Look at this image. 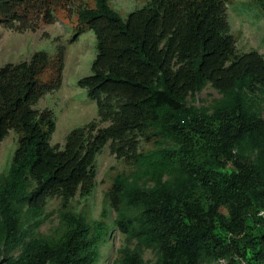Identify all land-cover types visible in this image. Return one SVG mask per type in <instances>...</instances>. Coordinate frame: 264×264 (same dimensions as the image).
Segmentation results:
<instances>
[{"label": "trees", "instance_id": "obj_1", "mask_svg": "<svg viewBox=\"0 0 264 264\" xmlns=\"http://www.w3.org/2000/svg\"><path fill=\"white\" fill-rule=\"evenodd\" d=\"M37 1L0 0V21L23 23ZM93 1L78 22L94 31L98 54L79 84L107 127L77 128L56 148L52 112L34 108L60 85V74L54 84L40 81L48 54L0 67V143L10 131L20 135L0 183V264H97L109 234L105 211L93 225L65 212L60 237L26 242L21 205L38 219L51 197L89 195L109 142L134 165L115 177L110 204L139 209L118 208L116 227L137 244L121 247L115 264H146L144 248L157 250L155 264L264 263V56L235 55L226 0H149L126 19L113 0ZM258 4L264 11V0ZM42 13L52 15L48 7ZM208 84L222 98L212 108L189 105ZM143 134L154 149L140 151Z\"/></svg>", "mask_w": 264, "mask_h": 264}, {"label": "rangeland", "instance_id": "obj_2", "mask_svg": "<svg viewBox=\"0 0 264 264\" xmlns=\"http://www.w3.org/2000/svg\"><path fill=\"white\" fill-rule=\"evenodd\" d=\"M148 2L149 0H113L111 5L126 19L129 13L142 8ZM45 7L50 8V17L43 15L42 10ZM92 7L93 0H38L36 7L30 10L23 23L0 21V67L31 61L36 53L45 52L49 56V62L40 76L41 83L46 86L54 84L58 75H61L60 85L55 89H46L34 106L40 111L52 112L56 128L50 136V144L60 149L64 147L73 130L90 124H94L96 128H105L110 124L102 120L97 102L79 84L80 80L91 74L92 64L98 54L94 31L80 27L78 22L79 10ZM226 17L235 39V55L256 50L264 56V11L258 0H226ZM221 98L219 91L208 84L202 91L190 96L188 103L200 109L212 108ZM262 115L264 118V104ZM136 136L140 151L155 148L151 139L153 136ZM19 138L17 132L10 131L0 143V183L8 174ZM93 168L96 178L89 195L77 194L68 202L60 195L51 197L43 215L38 219L31 217L27 205H21L26 242L33 238L54 240L60 237L65 229L62 222L65 212L74 213L85 219L89 225H93L101 219V214L105 211L109 234L101 246L97 264H115L121 247H136L137 242L127 239L116 227L119 207L111 205L109 197L112 195L115 177L120 173L130 174L134 170L132 161L127 157H119L109 142L98 153ZM227 170H235L232 162L228 163ZM140 184L152 186V183L146 184L145 180ZM120 208L132 215L139 213V209L135 207L128 209L120 205ZM249 233L257 235V229L251 227ZM142 250L146 264L157 262V250ZM20 251L21 249L7 252L5 258H16ZM203 264L218 263L216 260L204 259Z\"/></svg>", "mask_w": 264, "mask_h": 264}, {"label": "built area", "instance_id": "obj_3", "mask_svg": "<svg viewBox=\"0 0 264 264\" xmlns=\"http://www.w3.org/2000/svg\"><path fill=\"white\" fill-rule=\"evenodd\" d=\"M260 215L264 216V212H261ZM236 264H249L243 259H239L238 257H235ZM218 264H230L229 260L227 259H220L217 261ZM255 264H264V263H255Z\"/></svg>", "mask_w": 264, "mask_h": 264}]
</instances>
